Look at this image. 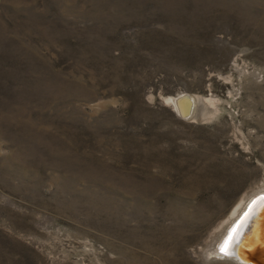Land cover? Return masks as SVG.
Here are the masks:
<instances>
[{
  "label": "rangeland",
  "instance_id": "rangeland-1",
  "mask_svg": "<svg viewBox=\"0 0 264 264\" xmlns=\"http://www.w3.org/2000/svg\"><path fill=\"white\" fill-rule=\"evenodd\" d=\"M263 189L264 0H0V264H232Z\"/></svg>",
  "mask_w": 264,
  "mask_h": 264
},
{
  "label": "bare ground",
  "instance_id": "bare-ground-1",
  "mask_svg": "<svg viewBox=\"0 0 264 264\" xmlns=\"http://www.w3.org/2000/svg\"><path fill=\"white\" fill-rule=\"evenodd\" d=\"M217 102L218 101H216L215 99H212V98L201 97V96H186V95H184L180 98L167 97L164 100L165 104L171 106L181 116L184 117L187 114L188 116L185 118H187L189 121H191V120L192 121L193 120L194 121L206 120L207 116L205 115V113L207 111L204 112V110H205L204 108L205 107H209V108L214 107ZM215 110H213V111H215ZM214 114L215 113H213V116H214ZM211 117H209V118H211ZM261 197H264V189H263V191H260L256 194H254L252 196V198L249 199L248 202L246 201L247 203L241 201L238 205H236L234 207V209H232V212L230 213L228 218L226 220L222 221L221 226H219V227L225 228L226 233H224L223 236L220 238L221 242H220L219 248L215 249L213 251L210 250L208 252L209 256L212 259H217V260H220L221 262L226 261V262H229L232 264H240V263H238V261H236L233 258H227V257H224L223 255H221L220 247L223 245L225 239L228 237L229 231L236 225L237 221L240 220V218L243 216L244 212L248 210V207L252 203V201L256 200L257 198H261ZM256 208L254 209V212H255ZM254 212L251 215L252 218L256 216V214ZM250 218L248 219L247 224L243 227L246 229V233H244V235L241 238H239V242L241 245L242 242H244V240L246 239L245 245L247 246V248L251 252L254 250H255V252L258 251L256 256L258 257L259 260H257V262H255V263L253 262V264H264V226H261L262 224L258 223L259 221L256 220L257 218H254L252 220ZM245 229H244V231H245ZM242 246H243V244H242ZM216 250H217V254H219V255L216 254ZM237 252H238V254H240V255L237 254L239 256L240 260L246 258V256L244 255L245 253H241V251L239 252V250ZM253 258L255 259L256 257H253Z\"/></svg>",
  "mask_w": 264,
  "mask_h": 264
},
{
  "label": "snow or ice",
  "instance_id": "snow-or-ice-1",
  "mask_svg": "<svg viewBox=\"0 0 264 264\" xmlns=\"http://www.w3.org/2000/svg\"><path fill=\"white\" fill-rule=\"evenodd\" d=\"M264 210V197L253 200L249 205L248 210L244 212L243 216L237 221L236 225L229 231L228 237L225 239L223 245L220 247V253L224 257L234 258V248L239 242L241 229L247 224L248 219L253 214L256 207Z\"/></svg>",
  "mask_w": 264,
  "mask_h": 264
},
{
  "label": "water",
  "instance_id": "water-1",
  "mask_svg": "<svg viewBox=\"0 0 264 264\" xmlns=\"http://www.w3.org/2000/svg\"><path fill=\"white\" fill-rule=\"evenodd\" d=\"M187 116L188 115L186 114V116H184V117H187ZM254 213L256 214V216L253 217V218H252V216H250L251 217L250 219L252 220L254 218H257L256 220L259 221L258 223L259 224H262L261 226H264V210H261V208L257 206V208H256V210H255ZM244 229L245 228H243L241 230L240 238L244 235V233H246V229H245V231H244ZM245 240H244V242H242L243 246H242V244L240 245V242H238V244L235 246V248H234V255L235 256H234L233 259H235L236 261H238V263H240V264H253V262L255 263V262H257V260H259L258 257L256 256L258 251L255 252V250H254V251L251 252L247 248V246L245 245L246 244V241ZM238 250H239V252L241 251V253H245L244 255L246 256V258L240 260L239 259V256H238L240 254H238V252H237ZM253 257H256V258L254 259Z\"/></svg>",
  "mask_w": 264,
  "mask_h": 264
}]
</instances>
